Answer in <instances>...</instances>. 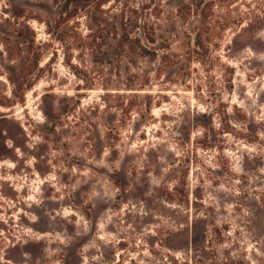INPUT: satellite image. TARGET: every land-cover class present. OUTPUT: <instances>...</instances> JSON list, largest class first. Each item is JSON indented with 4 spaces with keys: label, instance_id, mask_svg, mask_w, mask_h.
<instances>
[{
    "label": "rangeland",
    "instance_id": "rangeland-1",
    "mask_svg": "<svg viewBox=\"0 0 264 264\" xmlns=\"http://www.w3.org/2000/svg\"><path fill=\"white\" fill-rule=\"evenodd\" d=\"M62 4L0 0V264H264V0L120 77Z\"/></svg>",
    "mask_w": 264,
    "mask_h": 264
},
{
    "label": "trees",
    "instance_id": "trees-1",
    "mask_svg": "<svg viewBox=\"0 0 264 264\" xmlns=\"http://www.w3.org/2000/svg\"><path fill=\"white\" fill-rule=\"evenodd\" d=\"M62 1V10L72 9L87 19L88 32L79 42V49L87 51L96 71L107 74L110 70L116 77H120L122 61L133 58L151 61L161 58L162 65L170 67L172 58L177 57L171 51L179 30L192 38L195 44L192 52L198 57L213 36L222 34L231 23L241 22L240 19L230 20L231 10L238 0H169V10L161 4L162 0H149L137 7L110 4L107 8L105 0ZM34 44L35 35L29 47L32 49ZM48 121L54 127L59 124V120Z\"/></svg>",
    "mask_w": 264,
    "mask_h": 264
}]
</instances>
